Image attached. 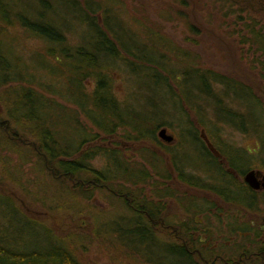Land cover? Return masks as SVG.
Listing matches in <instances>:
<instances>
[{
  "label": "trees",
  "instance_id": "1",
  "mask_svg": "<svg viewBox=\"0 0 264 264\" xmlns=\"http://www.w3.org/2000/svg\"><path fill=\"white\" fill-rule=\"evenodd\" d=\"M174 1L178 7L189 6L188 0ZM125 14L112 0H0V122H4L0 123V183L12 180L24 192L23 178L15 172L23 173L21 168L27 166L33 171L38 168L35 177L49 187L44 199L37 177L26 180L35 187L31 194L39 197L41 206L71 209L79 193L85 192L84 185L89 186L86 191L106 187L123 200L122 193L129 197L135 193L129 186L151 184L154 175L170 180L166 162L157 152L161 150L182 181H190L187 174L200 169L207 176V186L226 202L264 209V197L251 203L232 193L234 178L199 138L203 130L230 168L238 166L243 174L254 164L264 171V97L222 73L182 61L173 41L153 23L137 16L127 19ZM177 14L187 19L183 9ZM239 16L237 25L247 38L243 45L250 43L249 51L257 49L264 61L263 31H256L254 18L244 21ZM186 25L191 32L186 40L196 42L192 36L197 38L198 26L193 21ZM17 27L47 44L45 52L36 53L31 71L13 60L1 42L7 30ZM72 33L79 36V44L68 43ZM258 63L264 81V62ZM33 71L46 72L58 84L39 82ZM117 71L123 72L125 83L131 86L125 97L115 89ZM235 102L242 112L230 109ZM162 128L178 134L174 147L160 143L157 135ZM223 128L254 139L255 152L248 157L243 148L226 141ZM117 135L125 142L160 148H138V162L128 161L119 149L107 145L84 149L101 136ZM95 158L104 161L101 170L93 167ZM137 193L143 197L142 190ZM143 199V205L149 206ZM132 200L136 209L153 217L135 196ZM123 205L133 215L112 221L114 243L140 254L146 264H202L176 239L163 241L146 215ZM0 215L7 220L0 225V264H81L63 239L44 222L19 210L11 195L0 194ZM106 229L96 227V232Z\"/></svg>",
  "mask_w": 264,
  "mask_h": 264
},
{
  "label": "rangeland",
  "instance_id": "2",
  "mask_svg": "<svg viewBox=\"0 0 264 264\" xmlns=\"http://www.w3.org/2000/svg\"><path fill=\"white\" fill-rule=\"evenodd\" d=\"M112 1L126 12L125 17L127 19L131 16H137L138 18H144L146 22L148 21V24L153 23L157 29H160L165 34L166 39H171L173 41L179 53V58L182 61L191 60L194 64L222 73L227 77L249 86L257 96L261 98L264 97V81L261 80L259 70L261 65L258 63L259 60L261 62L264 61L261 60V53L259 54L257 49H251V52L249 51L248 48L251 47L250 43L243 45L247 38L244 37L243 28L237 25L238 16L242 14L243 16L239 17L244 21H247L246 18L248 17L254 18L258 23L256 31L259 30L258 32L263 31L264 33V10L259 9V3H263L264 5V0H251L255 10H252V7L248 2H245V0H188L189 6L186 9L178 7L174 0ZM179 9L185 11L186 20L182 15L177 14ZM191 20L199 28V31H197V38L192 36L193 39H196V42L186 40V36L191 34L190 28L186 23H192ZM1 40L2 44L9 49L11 58L21 64L27 65L29 71L34 67V61L37 57L36 53L45 52L47 49L45 41L26 33L18 27L7 30ZM80 42L79 36L74 33L68 36V43L70 45H77ZM253 47L254 46H252V48ZM117 72L118 76L116 77L117 83H115V89L125 97L128 93L127 91L131 90V86L128 82L125 83L126 77L123 72ZM33 73L36 74L39 82L58 84L56 78L44 71H33ZM88 85L91 86V83H88ZM124 91H126V94H124ZM229 107L230 109L235 107L240 112L243 110L236 102L232 105L230 104ZM0 116H3L1 112ZM3 119H5V117ZM211 119L215 118L212 117ZM191 121L196 123L194 117H191ZM196 125L198 126L197 123ZM223 132V137L226 141H232L238 148L249 149L255 152L256 141L254 139L243 136L229 128H223ZM166 135L178 139V134L170 128L167 130ZM107 138V136H101L95 143L86 145L84 149L86 150L93 145L105 147L107 145ZM116 138L119 142L128 146L126 151L123 152V156L126 157L128 161L132 160V162L139 161L140 155L136 153L138 148L146 146L156 151L160 148L159 146H152L150 143H132L130 140H126L127 142H125L122 135H117ZM170 145L174 147V145ZM166 155L167 154L164 155L165 159L168 156ZM140 161H143L142 157ZM103 165L104 161L102 159H94L93 167L95 169L101 170ZM254 166L258 169L256 165ZM144 167H146L145 163ZM259 168L261 169V167ZM10 169H13V167H10L9 171H11ZM21 169H23V173L17 171L15 173H18L19 177L23 178V190L25 188V193L21 190V187L11 182L12 180H5L3 183H0V194L6 196L11 195L15 199L19 210L23 211L30 218L44 222L56 236L65 241L81 264H146L140 254L132 250L124 249L121 245L114 243L113 239L116 238V236L114 234L115 228L113 227L114 224H112V221L117 222L119 221V217H131L133 215L125 212L123 205L124 201L122 199H118L108 189H104L105 187H94L86 191L89 186L84 185V189H86L85 192L79 193V198L73 201L75 202V206L71 209H61L58 205L49 207L43 206V204L41 206L39 204L41 202L39 197L31 194L35 191V187L26 183V180L32 181V179H36V177L37 180L39 179L38 176L35 177L34 175L38 173V168L35 171L27 168V166ZM1 171L2 168H0V173ZM195 172L198 175L201 173L200 169ZM152 178L153 183L151 184L139 185V187L136 186L134 188H132L133 186H129L132 191H135L134 196L140 205H142L145 200L143 197L147 198L150 196L151 198L153 194L155 196H161L165 193H173L175 195L174 198L177 200L182 199L183 204L179 200V203H176V205L172 201H170V203L166 201L170 199L164 200L166 204L169 203L168 212L170 215V222L177 226L179 223L174 224V222H177L181 218H183L182 220L187 218L192 222L194 219H199V217H195L194 209L189 205L191 199H193V197L195 198L194 194H190L187 190H180L175 182L170 184L157 175H154ZM43 183L44 184H42V181L38 180V184H40L39 187H44L41 189L45 191L43 197L46 199L48 195L46 191H48L49 187L46 186V182ZM67 185L69 186L68 183ZM73 185L75 186V184ZM43 190L41 191L43 192ZM137 190H142L143 197L138 195ZM154 199L156 198H153V200L151 198V201H155ZM185 204L187 206H185ZM184 206L186 208L188 207V210H186ZM219 209L223 212V215L231 211L235 213L240 212L238 205L221 204ZM186 212L191 213L190 218L182 217L181 213ZM256 216L259 218L263 217L259 214ZM251 218L252 217L246 218L245 216L241 218L239 222L230 223V221H228V223L233 225L231 227L244 229L248 227V221ZM6 221L7 220L3 219L0 215V225L4 224ZM261 225L262 223L259 220L257 222V227ZM105 226H107L106 232L101 231L102 233H100L98 231L99 234H97L96 227H104L105 229ZM160 230L162 232H158V234L162 236L161 238H163V241H174L172 233L164 232L162 229ZM255 264L262 263L257 262Z\"/></svg>",
  "mask_w": 264,
  "mask_h": 264
},
{
  "label": "flooded vegetation",
  "instance_id": "3",
  "mask_svg": "<svg viewBox=\"0 0 264 264\" xmlns=\"http://www.w3.org/2000/svg\"><path fill=\"white\" fill-rule=\"evenodd\" d=\"M245 2L249 3L252 10H255L251 0H245ZM259 5V9L264 10L263 3H259ZM194 121L196 122L195 118ZM0 123L4 122L1 121ZM161 130L167 132L168 129L162 128ZM199 138L201 140L203 139V141L205 140L204 142L207 144L209 151L219 159V165H222V167L225 168V171L234 178L235 183L233 180L232 187L230 188L232 193L237 194L239 197L242 196L251 203L255 200L261 201L262 197H264V171L255 168L254 165H249V167L244 170L243 174L240 173L238 166L237 169L230 168L227 163L223 164L222 160L224 161V159L220 160L219 153H217L210 143H208L209 141L206 139L207 136L204 134L203 130L199 133ZM158 139L161 144L168 145V147H172L170 144L175 145L178 140L173 136H171L170 142L160 139L159 136ZM107 146L109 149H119L122 153L126 151L128 147L122 142H119L116 137L112 136L108 137ZM157 152L162 158H164L165 154L159 150ZM242 152L246 153L249 157L250 152L252 151L249 149H242ZM164 161L166 162V167L170 171V180L168 182L170 184L175 182L180 190H187L190 194L195 195V198L193 197V199H191L189 205L194 209L195 217H199V219H194L193 224H190L187 222L188 219L186 217L190 218L191 213H181L182 217L186 219L182 220L183 218H181L177 222H174V224L179 223L177 226L173 225L169 219L168 205L170 201L176 205V203H179L178 200L183 204L182 199L177 200L174 198L175 195L173 193H165L161 196H156V199H154L155 201H151L150 196L146 198V203L149 206L146 207V205L142 204L141 207L143 208V206H145L146 208H149L153 213V217H150L144 209H136L133 206V194L129 197L128 194L122 193L121 196L128 209L132 212L146 215L148 221H150L152 225L154 233L158 234V232H162L160 229L164 232L172 233L174 239L184 247L187 253L198 259L199 263L255 264L259 262L264 264V209L262 208L259 211H255V206L247 208V206L242 205L239 202H226L221 195L213 191L214 189L207 186V176H204L201 173L200 175L195 171L189 173L187 176L188 178H191V180L182 181L178 178L175 172V166L171 163L170 157L168 158L167 156L166 159L164 158ZM240 166L241 165H239V167ZM250 172L255 173V182L258 184L256 187H251L245 180L247 174ZM109 191L115 193L114 191ZM237 199L240 200V198ZM164 200L169 201V203L166 204V201ZM221 204L238 205L240 212L235 213L234 211H231L228 214L223 215V212L219 209ZM185 206L187 205L185 204ZM185 209L188 210V207H185ZM257 214L263 217L259 218L256 216ZM245 216L246 218L252 217L248 221V227L238 229L229 226L231 222H239L240 219ZM259 220L262 225L257 227V222ZM228 221H230V223H228Z\"/></svg>",
  "mask_w": 264,
  "mask_h": 264
},
{
  "label": "water",
  "instance_id": "4",
  "mask_svg": "<svg viewBox=\"0 0 264 264\" xmlns=\"http://www.w3.org/2000/svg\"><path fill=\"white\" fill-rule=\"evenodd\" d=\"M158 136L160 139L165 140L166 142H170L171 141V137L166 135V131L165 130H161L158 133ZM254 172H250L247 174L245 180L246 182L251 186V187H256L258 184H256L255 182V176H254Z\"/></svg>",
  "mask_w": 264,
  "mask_h": 264
}]
</instances>
